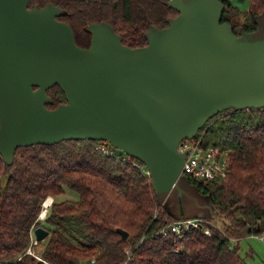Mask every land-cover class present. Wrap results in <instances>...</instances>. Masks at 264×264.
<instances>
[{"label": "water", "instance_id": "1", "mask_svg": "<svg viewBox=\"0 0 264 264\" xmlns=\"http://www.w3.org/2000/svg\"><path fill=\"white\" fill-rule=\"evenodd\" d=\"M168 5L178 15L164 28H149L144 47L122 44L107 23L89 24L91 40L82 47L56 18L58 6L0 0L3 163L10 165L21 146L102 141L139 160L158 196L185 178L179 146L207 120L224 110L264 108V38L246 41L242 35L249 33L234 34L221 22V0ZM53 85L66 102L49 109L46 90ZM162 205L183 218L182 211L176 216ZM206 206L196 218L215 215L209 201ZM48 233L33 229L37 243Z\"/></svg>", "mask_w": 264, "mask_h": 264}, {"label": "trees", "instance_id": "2", "mask_svg": "<svg viewBox=\"0 0 264 264\" xmlns=\"http://www.w3.org/2000/svg\"><path fill=\"white\" fill-rule=\"evenodd\" d=\"M168 1L28 0V8L58 6L56 18L71 27L79 46L90 43L89 24L107 23L122 44L141 48L149 28H164L178 15ZM221 2V22L234 34L257 30L264 0H249L242 19L229 0ZM46 94L49 109L66 102L58 85ZM198 137L227 152V167L209 181L184 176L216 213L205 217L212 223L209 234L190 228L180 237L155 235L175 218L158 200L142 163L99 151L102 141L21 146L10 165L0 156V264H248L239 241L251 235L264 240V108L219 112ZM65 190L77 198L56 200ZM47 197L53 200L39 219ZM40 221L49 232L44 247L40 254L26 253ZM117 228L127 232L125 239Z\"/></svg>", "mask_w": 264, "mask_h": 264}, {"label": "built area", "instance_id": "3", "mask_svg": "<svg viewBox=\"0 0 264 264\" xmlns=\"http://www.w3.org/2000/svg\"><path fill=\"white\" fill-rule=\"evenodd\" d=\"M96 149L105 154L114 155L118 159L125 158V154L121 152V155L119 150L115 149L108 143L99 142ZM179 151L184 153V162L181 169V174L184 176L200 181H209L218 176L224 175L227 167V152L221 151L216 147L202 145L201 137L182 141L179 146ZM145 173L147 174L146 170ZM51 202L52 197H47L42 202V209L38 217L39 219L44 218ZM209 224L212 223L205 218H176L169 222L165 227L156 231L155 235L163 237L166 236L168 231H171L180 237L183 232L189 230L190 228H200L203 233L209 234ZM35 245H37V242L34 236L31 235L30 246L26 253L33 254V248ZM128 252L129 249H126L127 254Z\"/></svg>", "mask_w": 264, "mask_h": 264}, {"label": "rangeland", "instance_id": "4", "mask_svg": "<svg viewBox=\"0 0 264 264\" xmlns=\"http://www.w3.org/2000/svg\"><path fill=\"white\" fill-rule=\"evenodd\" d=\"M240 11V19L242 14L248 7L249 0L237 1L229 0ZM258 38H264V13L260 18L257 30L255 32L242 35V40L252 41ZM143 166V165H142ZM144 171L146 168L143 166ZM178 190L181 191L180 197ZM161 204L166 205L176 216L180 211L183 212L182 217L195 218L206 214L208 198L201 194L194 185L190 184L185 178L178 179L177 188H173L169 193L158 194ZM76 199L77 193L74 191H64L63 194L56 197V200ZM53 199V198H52ZM44 223L40 221V226ZM43 241L38 242L33 250L36 254H40L44 247ZM239 252L245 258L248 264H264V240L261 236L251 235L239 241Z\"/></svg>", "mask_w": 264, "mask_h": 264}, {"label": "crops", "instance_id": "5", "mask_svg": "<svg viewBox=\"0 0 264 264\" xmlns=\"http://www.w3.org/2000/svg\"><path fill=\"white\" fill-rule=\"evenodd\" d=\"M53 200V199H52Z\"/></svg>", "mask_w": 264, "mask_h": 264}]
</instances>
